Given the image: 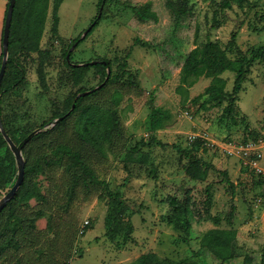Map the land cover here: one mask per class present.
<instances>
[{
    "label": "rangeland",
    "instance_id": "1",
    "mask_svg": "<svg viewBox=\"0 0 264 264\" xmlns=\"http://www.w3.org/2000/svg\"><path fill=\"white\" fill-rule=\"evenodd\" d=\"M170 1L178 0H112L107 15L72 50L76 63L111 58L113 72H118L119 62L130 54L128 68L138 75L140 88L110 84L85 100L86 104L117 109L121 124L113 132L112 142L103 141L92 124L89 128L99 141L82 139L83 122L77 112L58 128L39 138L33 136L24 147L30 164L40 154L54 156L60 144L80 151L112 189L119 186L126 199L121 223L116 227L113 217L118 203L66 158L61 165L29 175V182L37 184L44 196L18 204L21 229L3 233L10 210L0 218V264H129L147 252L190 258L198 264H221L213 253H195L204 233L212 228L237 230V256L223 264H261L264 194L255 183L259 174L225 148L229 143L264 137V61L252 67L233 109H229V101L220 103L216 95L205 94L211 78L202 76L194 86L183 88L181 75L188 53L209 39L228 48L233 34H237L236 44L228 48L233 58L250 56L264 45V0H243L232 8H224V0H189L191 15L174 12ZM8 2L1 0L0 4V51ZM98 2L63 0L59 29L54 30L55 0H51L42 40V47L52 50L46 68L48 88L41 84L37 54H33L23 83L3 96L4 114L11 128L31 133L54 127L57 118L49 120L55 110L65 108L69 96L80 87L100 86L101 76L93 68L77 85L64 55L71 41L83 36L95 21ZM145 2L153 3L158 21L142 22L133 14L130 5ZM223 76L228 80L227 90L232 91L236 73L227 71ZM117 92L122 93L119 103L115 102ZM153 96L163 112L156 128H152ZM198 137L202 143L195 145ZM177 145L192 153L189 159L201 157L216 166L206 180L187 175L183 162L188 158ZM0 164L9 179L4 195L18 177L10 145L0 150ZM221 170H228L235 193ZM209 183L212 201L207 209ZM188 191L193 202L190 226L177 227L170 221L169 200H183ZM233 205L236 210L230 218ZM86 220L91 225L85 229Z\"/></svg>",
    "mask_w": 264,
    "mask_h": 264
},
{
    "label": "trees",
    "instance_id": "2",
    "mask_svg": "<svg viewBox=\"0 0 264 264\" xmlns=\"http://www.w3.org/2000/svg\"><path fill=\"white\" fill-rule=\"evenodd\" d=\"M63 0H55L54 13L52 15L53 19V29H59L60 15L59 9ZM189 0H178L170 1L171 9L174 12H179L184 15H191L192 7L188 6ZM243 0H224V8H232L235 2L242 3ZM112 0H99V12L101 7H103L102 16L99 18L96 16V24L93 26L91 31L82 37L79 35L73 41L68 48L65 49V62L72 69L73 79L77 85H80L87 74L93 69L100 74L101 82L98 89L89 92L86 95L78 96L80 93L92 90L95 86L91 88L80 87L77 92L67 98L65 108L60 110H55L53 117L49 120L52 122L55 118H60L65 116L64 119L60 120L54 127L46 130H42L34 135L33 139L39 138L41 135L46 134L51 129H56L63 123H65L70 116L79 113V118L83 122L81 138L88 141L94 139V141H99V137L89 128L92 124L94 128L98 129L101 134L103 141L113 140V132L120 127V118L116 108H101L94 103H85V100L91 98L92 96L98 94L100 91L104 90L110 84L123 83L131 86H136L140 88L141 83L138 75L128 68V58L130 54L128 53L125 58L119 62L118 72H113V62L111 58L107 57H97L93 60H98L94 64H82L76 63L74 61L72 46L77 43V47L88 37V35L94 30V28L100 23L101 19L105 17L108 13V6ZM51 0H17L10 32V43H9V58L7 62V67L5 75L0 87V102L1 108L0 113L2 120L7 132L12 136L16 143L22 142L30 132H27L21 128H11L4 114L3 107V96L14 87L19 86L23 83L27 68L26 65L33 54H37L38 60V75L41 84L44 88H48V78H47V64L48 60L51 58L52 50L50 48L42 47V40L47 27V21L49 17ZM9 2L7 4L6 14L8 11ZM133 14L142 22L148 21H158L159 15L153 9L152 2H145L142 4L130 5ZM6 18V16H5ZM5 27V21H4ZM58 32V31H57ZM59 37V33H56ZM237 34H233V37L228 45V48L233 47L236 44ZM61 37V36H60ZM3 40V39H2ZM228 48L224 47L219 41L209 39L203 42L201 45H197L193 48L187 55L182 69V87H192L194 86L200 77L206 76L211 78V84L206 88L205 94L216 95L219 98V102L229 101V109H233V105L236 99L239 97L240 92L244 88V84L249 80V74L252 71V67L256 62L264 61V45H260L255 50L252 51L250 56L243 55L239 58H233L228 53ZM70 53V59H68V54ZM87 61V62H90ZM86 62V63H87ZM3 64V49L0 51V71ZM108 68L112 69L109 73ZM227 71H232L236 73V79L232 91L227 90L228 80L223 76ZM154 95V94H153ZM122 97V93L117 92L115 96V102L119 103ZM151 108L153 113L152 118V128H156L163 116V112L160 107L156 104V99L153 96L151 100ZM49 123V122H48ZM98 137V138H97ZM97 139V140H95ZM258 139L255 137L254 140ZM249 139H246L247 141ZM195 145H200L202 143L201 138H196L194 140ZM160 144L162 142H159ZM26 146V145H25ZM24 146V147H25ZM4 147L9 148V143L5 139L3 133L0 131V150ZM179 152L184 154V158H188L183 162V167L189 177L196 180H206L210 174V171L215 169L216 166L201 157L192 156L190 151H186L184 148L178 146ZM25 149L23 148V152ZM25 156V155H24ZM68 158L71 161V166L78 167L83 170L85 176L89 178V181L93 184L100 185L104 193H106L111 200L116 201L117 208L114 211V219L116 227L122 221V213L126 210V199L117 186L112 189L110 183L107 179L101 178L97 175L94 168L87 163L83 158L80 151L73 149L67 144H60L54 150V156L49 157L46 154H40L36 157L33 163H28L26 159V176L23 184L19 188L17 194L11 199L6 207L1 211L0 218L5 215V213L10 210V215L4 225L3 233L7 230H12L13 232L22 228V218L17 214V206L19 203L28 201L32 197H43V193L37 184H31L28 180L30 174H38L46 167H53L63 164L65 159ZM224 176V180L230 183V187L235 193L236 185L231 180L228 170H221ZM9 179L6 176L5 169L3 165L0 164V198L3 196V190L6 189ZM255 183L263 189L264 194V174H259ZM212 184L209 183L206 188L207 198L205 203L207 204V209L212 201ZM191 194L185 195L183 200L172 197L169 202L172 207L170 214V221L173 222L177 227L182 225H189V217L193 215ZM235 206H232L230 211V218L234 217ZM116 211V212H115ZM91 222L84 225V228L90 227ZM11 241V240H9ZM8 241V243H10ZM237 230L235 229H225V228H212L204 233L201 242L200 249L195 253L198 256L204 252L213 253L216 257L224 261H227L235 256H237ZM4 246H1V250ZM250 257V256H249ZM247 256L246 261L250 258ZM129 264H198L195 260L190 258L184 259H173L168 257H162L156 252H147L142 254L136 261ZM261 264H264V252Z\"/></svg>",
    "mask_w": 264,
    "mask_h": 264
},
{
    "label": "water",
    "instance_id": "3",
    "mask_svg": "<svg viewBox=\"0 0 264 264\" xmlns=\"http://www.w3.org/2000/svg\"><path fill=\"white\" fill-rule=\"evenodd\" d=\"M17 0H10L9 1V6H8V11L6 14V18H5V27H4V35H3V64L1 67V71H0V87L5 75V71H6V67H7V62H8V58H9V43H10V32H11V25H12V18H13V13H14V9H15V5H16ZM103 7H101V10L98 14V17L100 18L102 16V11H103ZM97 20H95L93 22V24L85 31V33L83 34L82 37H85L93 28V26L96 24ZM78 42H76L71 50H73L74 47H76ZM68 59H70V53L68 54ZM98 62V60H93L90 62H85V63H81L79 65L82 64H94ZM109 73L110 68H108ZM100 86L95 87L92 90H87L84 91L82 93H80L78 96H82V95H86L89 92H92L95 89H98ZM0 108H1V102H0ZM65 116H61L60 118H57L53 123L52 126L56 125V123L62 119H64ZM43 128H38L36 130H34L33 132H31L24 140H22V142H20L19 144L16 143V141L12 138V136L7 132L3 120H2V116L0 113V131L3 133L5 139L7 140V142L9 143L12 151L14 152L15 156H16V160H17V164H18V177L17 180L15 182V184L13 185V187L6 193L4 194L1 198H0V213L1 211L6 207V205L8 204V202L14 198V196L17 194L19 188L21 187V185L23 184L24 180H25V176H26V159L24 156V152H23V148L24 146L27 144V142L38 132L42 131Z\"/></svg>",
    "mask_w": 264,
    "mask_h": 264
},
{
    "label": "built area",
    "instance_id": "4",
    "mask_svg": "<svg viewBox=\"0 0 264 264\" xmlns=\"http://www.w3.org/2000/svg\"><path fill=\"white\" fill-rule=\"evenodd\" d=\"M226 146L225 149L228 154L239 157L245 166H249L258 174H264V166L261 165V160L264 158V137L256 140L233 142ZM88 223L89 220H86L85 225Z\"/></svg>",
    "mask_w": 264,
    "mask_h": 264
},
{
    "label": "bare ground",
    "instance_id": "5",
    "mask_svg": "<svg viewBox=\"0 0 264 264\" xmlns=\"http://www.w3.org/2000/svg\"><path fill=\"white\" fill-rule=\"evenodd\" d=\"M10 1V0H9ZM0 4H1V0H0ZM1 14V13H0Z\"/></svg>",
    "mask_w": 264,
    "mask_h": 264
}]
</instances>
